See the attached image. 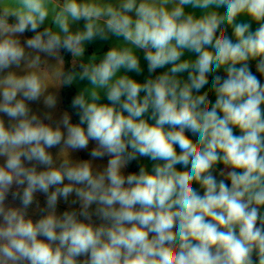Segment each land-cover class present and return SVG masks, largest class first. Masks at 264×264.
Instances as JSON below:
<instances>
[{
	"label": "clouds",
	"instance_id": "9594fccd",
	"mask_svg": "<svg viewBox=\"0 0 264 264\" xmlns=\"http://www.w3.org/2000/svg\"><path fill=\"white\" fill-rule=\"evenodd\" d=\"M110 35L123 42L82 61ZM136 50L149 73L171 67L143 83L120 74L142 72ZM249 61L264 76V0H0V264H264V84ZM77 79L79 123L54 118L49 88ZM41 99L42 115L29 106ZM90 141L92 159L73 160ZM139 157L157 163L125 175ZM37 193L46 214L33 222ZM73 194L79 209L57 215Z\"/></svg>",
	"mask_w": 264,
	"mask_h": 264
},
{
	"label": "crops",
	"instance_id": "0c3cea01",
	"mask_svg": "<svg viewBox=\"0 0 264 264\" xmlns=\"http://www.w3.org/2000/svg\"><path fill=\"white\" fill-rule=\"evenodd\" d=\"M112 2H114V0H112ZM219 11L222 14L224 12V9L221 8V9H219ZM132 15H134V13H132ZM240 20L243 21V22H246V21H244V18H240ZM46 25H47V21H46ZM42 27H44V26H42ZM83 27H84V21L81 20L80 22H78L77 24H74L72 26V30L73 31H75L77 29H81L82 30ZM222 27H227V24L225 23L224 25H222ZM256 27H257V25H255L253 23L252 24V30L254 31L256 29ZM218 34H219V32L217 33V35ZM229 34L231 35V29H229ZM26 39H27V36L24 33L23 36H21V42L23 43ZM232 39H233V42H235V37L234 36L232 37ZM121 42H123V38L122 37H115V36H111V35L109 36L108 40H101V39L97 38V39H95V40H93L91 42H86L85 43V54L82 57V61L87 63L93 55L97 56L98 58H102V56L104 55V53H106V51H108L111 47L115 46L117 43H121ZM136 54L140 58L142 72L140 74H137L135 72H126L125 70L122 69L120 74H126L129 77L137 80L138 82L143 83L149 77H153L154 78L156 75H159V74L167 71L171 67V65H166L164 68L157 69L154 73H149L148 72V68H147V61L144 60V58H143V56H144L143 50H136ZM189 57L194 59L195 58V54L194 53L185 52V55L181 59H187ZM255 66H256V61H249L250 71H252ZM76 70L78 71L79 68H77ZM219 74L226 75L222 70H221V72ZM187 75H188L187 72H184V73L179 74V77L182 80H186L187 79ZM262 84H264V83H262ZM73 85L76 88L77 94H79L81 91H83V89L85 87L88 86V81H86V80L85 81H80V80L77 79L76 81H74ZM210 88H211V83L206 85L204 87V89H201V92L209 91V98L214 101L215 93L213 91H210L209 90ZM141 95H143V93H141ZM99 103H110V101L107 100L106 96L102 95L101 100L99 101ZM144 118L148 119V122L150 124H154L155 123L154 120L150 119V113L145 114ZM185 134L188 135L193 141H196L198 139V137L193 135L191 132L186 131ZM234 134L239 135L240 134L239 129H234ZM176 151L178 153L180 152V149H179L178 146H176ZM101 160H103V159H101ZM137 161H138L140 166L141 165L145 166L149 171H151L153 165L155 163H157L156 161H152V160H150L147 157H139L137 159ZM176 167H177L178 170H181V171L184 170V166L183 165H179L178 164ZM221 169H223V165H217L216 166V170L213 173L216 176L217 180L222 179V177L219 175ZM226 183H230V182L226 181ZM194 186L197 187V189L200 192V194L203 195V189H200L198 185H194ZM262 211H264V209H262Z\"/></svg>",
	"mask_w": 264,
	"mask_h": 264
},
{
	"label": "rangeland",
	"instance_id": "374dc122",
	"mask_svg": "<svg viewBox=\"0 0 264 264\" xmlns=\"http://www.w3.org/2000/svg\"><path fill=\"white\" fill-rule=\"evenodd\" d=\"M42 59H46L47 63H48V67L52 68L55 66L56 61L53 58L50 57H46L44 54H41ZM49 71H51V69H49ZM50 83L52 82L51 80L49 81ZM50 92H53L57 95L58 97V103H57V107L53 110H51L54 114V118L58 119L63 112H65L66 110L63 109L62 106V97H61V87L60 88H54V87H50L49 88ZM30 108L36 112L37 114H43L46 111H49V109L45 108V106L43 105V101L42 99L38 102H30L29 104ZM69 113V112H68ZM2 115V114H0ZM70 115V113H69ZM71 117V115H70ZM5 123H8V118L5 116ZM47 122V121H46ZM71 122H72V117H71ZM96 144L94 141H90L89 142V146L86 150H81V151H76V152H72L71 153V158L73 160H79V159H92L89 155L91 149L93 147H95ZM49 151L53 154V157L55 158L56 155L59 152V147L56 148H52L49 149ZM109 157L105 156L104 158L101 159H96L93 161L94 166H98L100 168H103L104 166H106L107 164V160ZM105 160V161H104ZM0 163H3V158H0ZM124 174L127 175V166L124 169ZM67 183V181H65ZM15 190V188L13 189V191ZM75 199V195L73 194L69 200L67 202H65L62 198L58 201L57 204V215L62 214L64 211L68 210H78L79 209V203L77 202L76 204H72L71 201ZM6 205L8 206H12V207H22V205L20 204V201L18 199L14 200L11 196V194L8 195V197L6 198L5 201ZM46 206V196L43 193H37L36 194V198H35V202L29 206V208L26 210V214L28 217H30L31 219H33V222L37 221L42 215L46 214L40 211V209L45 208ZM82 219V218H81ZM93 220L95 223H100V221L96 218L93 217ZM41 239H43L42 237H40ZM81 259H83V257H81Z\"/></svg>",
	"mask_w": 264,
	"mask_h": 264
},
{
	"label": "trees",
	"instance_id": "16d2710c",
	"mask_svg": "<svg viewBox=\"0 0 264 264\" xmlns=\"http://www.w3.org/2000/svg\"><path fill=\"white\" fill-rule=\"evenodd\" d=\"M11 22V21H10ZM43 28V27H42ZM41 28V30H42ZM27 38H30L32 35H34V33L32 32H25ZM61 55L64 58V71H69L72 68L71 65V54L61 50ZM78 68V66H77ZM254 75L257 76V78L260 80L261 84L264 83V76H262L260 73H258L256 71V66L253 68V70L251 71ZM222 75V74H220ZM225 76V75H222ZM209 83L212 84V75H209ZM75 95H77V91L75 86L72 84L70 86H62L61 87V97H62V106L63 109L66 110L67 112L70 113L71 117H72V123H79V116L77 115V109H74L72 107V99L75 97ZM86 127V125H85ZM139 163L137 160L131 161L128 165H127V172L128 174L132 173V172H138L139 171ZM81 259V258H80Z\"/></svg>",
	"mask_w": 264,
	"mask_h": 264
}]
</instances>
